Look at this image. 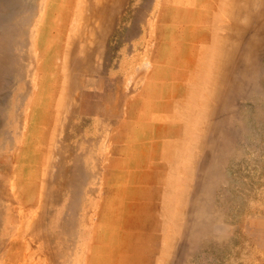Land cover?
Returning a JSON list of instances; mask_svg holds the SVG:
<instances>
[{
    "label": "rangeland",
    "instance_id": "obj_1",
    "mask_svg": "<svg viewBox=\"0 0 264 264\" xmlns=\"http://www.w3.org/2000/svg\"><path fill=\"white\" fill-rule=\"evenodd\" d=\"M0 264H264V0H0Z\"/></svg>",
    "mask_w": 264,
    "mask_h": 264
}]
</instances>
